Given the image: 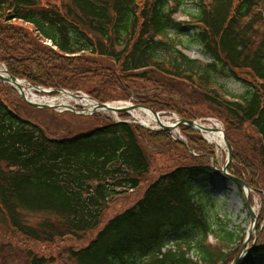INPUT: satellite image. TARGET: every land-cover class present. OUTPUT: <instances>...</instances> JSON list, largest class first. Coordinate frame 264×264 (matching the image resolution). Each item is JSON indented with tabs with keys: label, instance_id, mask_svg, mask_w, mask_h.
I'll return each instance as SVG.
<instances>
[{
	"label": "trees",
	"instance_id": "obj_1",
	"mask_svg": "<svg viewBox=\"0 0 264 264\" xmlns=\"http://www.w3.org/2000/svg\"><path fill=\"white\" fill-rule=\"evenodd\" d=\"M179 13L195 25L178 21ZM172 31L186 32L210 62L184 54ZM0 63L36 87L82 90L101 103L133 100L188 121L198 118L192 103L173 98L157 78L196 86L225 125L234 150L228 172L262 200L263 224L264 0H0ZM219 77L245 93L222 96ZM147 84L160 93L141 94ZM4 96L1 90L0 210L11 237L28 247L24 264H54L36 247L83 241L98 228L87 246L70 250L75 264H232L240 254L245 239L198 189L199 177L213 184L222 176L211 164L215 147L198 131L182 126L185 144L95 114L94 128L56 139ZM150 142L163 145L154 154H169L167 162L156 165ZM142 189L137 203L102 226L112 198ZM32 215L42 219L31 225ZM262 234L241 264H264ZM170 243L175 248L165 250Z\"/></svg>",
	"mask_w": 264,
	"mask_h": 264
},
{
	"label": "rangeland",
	"instance_id": "obj_2",
	"mask_svg": "<svg viewBox=\"0 0 264 264\" xmlns=\"http://www.w3.org/2000/svg\"><path fill=\"white\" fill-rule=\"evenodd\" d=\"M176 19L185 24L195 25L194 21L189 20L188 13H179ZM188 32H191V30L189 29ZM171 33L172 37H175L176 40L180 38L183 43V46H180L179 49H181L182 52L188 57L199 62L201 61L202 63L210 62V59L204 55L201 46L192 43L190 40L191 38L186 36V32L178 33L177 31H172ZM157 79L161 81V85L163 86V88H166L167 92H170L169 90L173 89V92H171L173 98H175L176 100L184 98L187 102L192 103L194 111L198 115V122H200L201 124H205L207 127L217 126L218 129H221L226 133L223 121L219 118H216V116L219 114L215 112L214 107H210L203 100H201V97L198 95L199 90L196 86H193L191 84L189 85L184 81L172 80L170 78L164 79L158 77ZM219 80V82L221 83V85H223L224 88L221 93L222 96H225L227 98H233V96H241L245 93L246 88L242 84L237 82L235 79L232 80L224 77H219ZM8 86L11 87L9 84ZM2 88L3 87L0 85V91L2 90L3 94L5 95L4 99H6L8 104L14 107V109L17 110L20 115L27 118L29 117L33 123H35L37 126H41L46 135L51 138H70L79 133H83L84 131H88L94 128L95 125H98V123H100L95 118H90L91 116H80L75 113H69L66 111L61 112V110H64L63 108H60L58 111H55L53 109H36L28 104H25L19 94L18 96L12 93L9 94L6 90ZM138 89L141 90V94L149 93L150 95H153L154 93H160V90L157 91L156 88L149 84L145 86V89H142L141 87H139ZM33 93H35L36 96L42 100H49L54 98L51 96H43L41 95L42 93H36L35 91H33ZM74 100L76 101L74 102ZM74 100L71 101V105L73 106L77 107L80 105L82 106V104H84L79 99ZM130 103H132L133 105L141 104L139 102L134 101ZM138 110L140 109H137L135 111ZM172 114L173 112H162L161 117L167 123L174 122V120L171 119V117H173ZM100 115L103 118L107 117L113 120L124 118L122 117V114L114 115L112 114V112L108 111H104L103 113H100ZM130 117L131 118L127 120L148 127L143 124V122L139 118H135L133 115H131ZM176 134L179 135L178 138L181 139L182 142H184L185 144L188 142L180 130L175 131V135ZM203 140L205 141V139ZM146 147L149 154H152L157 159L156 165L160 166L161 163L167 162L169 160V154L161 156L154 154L157 152L164 151L165 149H163V145H158L157 143L150 142L149 144L146 143ZM214 147L216 151V158L215 160H211V164L215 162L214 164H212V167H215V164L217 163L216 169L221 170L226 164L225 161L227 152L218 149L216 145H214ZM173 153H175L176 156L178 152ZM208 178V175H205L199 177V179L196 181L199 191L204 196H206L207 193L211 195V198L215 201L216 207L214 211L218 214L217 217L226 221L228 223L227 227H229V230L234 231L236 235L239 236V238L243 237L245 241L249 239L246 248L250 249L252 243H255L257 240H259V236L262 233V236L264 237V222L262 225L258 224L260 221V214L263 207L261 198L258 196L257 193L253 192L251 189L250 201H252L250 202V204H252L256 211V215L258 216L255 225L256 227L252 228L251 215L249 214L248 208H246L244 194H242V192L237 188L235 183H233L229 178H223L220 174H216V176L213 178L214 185L207 181ZM142 193L143 189L134 195L130 193L124 196L112 198L108 208L105 210L106 212L102 221V226H104L107 221L113 216L123 212L126 209H129L131 206L137 203L141 199ZM41 219L42 218L40 216L32 215L28 217V222L32 225L39 222ZM99 229L100 228H98L93 234L89 233L83 241L77 240L76 242H66V244L55 245L54 247L38 246L36 247V251L54 257V264H75L74 261L71 259V256H69L70 250H77L79 248L87 246L88 243L96 237V232H98ZM11 235L12 233L8 224V220L0 210V264H24L27 259L26 257L28 247L22 246L19 243L20 240L18 238L14 239V237H11ZM170 244L172 246L174 245L173 243ZM45 248L48 249L45 250Z\"/></svg>",
	"mask_w": 264,
	"mask_h": 264
},
{
	"label": "water",
	"instance_id": "obj_3",
	"mask_svg": "<svg viewBox=\"0 0 264 264\" xmlns=\"http://www.w3.org/2000/svg\"><path fill=\"white\" fill-rule=\"evenodd\" d=\"M0 80L3 83H7L9 84L14 90H16L18 92V94H20L21 98L26 102V104H29L32 107L35 108H41V109H46L49 110L54 109L56 111H58L60 107L53 105V104H47V103H36L34 102L31 98H29V96L27 94H25L24 92V88L26 89H32L36 92H42V93H59V95H67V96H71L72 98H76L79 100H83L86 99L90 102H92V106L87 108L85 107L83 104L82 106L80 105L79 107H75L73 105L71 106H65L64 107V111H69V112H73L76 113L80 116H90L93 115L97 112H104V111H109V112H113L114 114L117 113H128L130 114V111H135L137 109H141V110H146V111H150L158 120L160 119V113H157L153 110H151L149 107H145L142 104H137V105H133L130 104V106L126 107V108H115L113 109L110 105H112L111 103H100L96 100H94L93 98H91L90 96L86 95L85 93L81 92V93H74V92H68L64 89H59L57 90H52V89H42L41 87L37 86H33L31 83L27 82V81H23V80H19L16 77L14 78L11 73L8 71L7 67L5 66V64L0 63ZM180 120V119H179ZM142 125V124H140ZM188 126L189 128H193L194 130H197L198 132H200L202 134V136L204 137V134L206 132H214L215 131H221L223 133V140H225V150L226 153V164L224 165V167L220 170L222 175L225 176L226 178H229L232 182L235 183H240L242 190H243V194L245 197V204L247 205V208L249 210V214L251 215V226L252 228H255L256 226V221L258 216L256 215L255 209L252 206V204H250V191H251V187H249L248 184L244 183L241 179L234 177L233 175H231L228 172V168L229 166L232 164L233 162V153L234 150L232 149V146L229 142V140H227L226 138V134L223 130L218 129V128H208L204 125H201L200 123H198L197 121H187L184 119H181L178 123H174V124H166L162 121L158 122V126L159 129H155V128H151V127H145L144 125H142L143 127L147 128V129H151V130H163V131H167V132H172L174 130L179 129L181 126ZM250 236V234H249ZM249 239H247L244 244L241 247V252L240 254L237 256V258L235 259V261L232 264H241L242 261L244 260L243 258L247 255L249 248L247 247Z\"/></svg>",
	"mask_w": 264,
	"mask_h": 264
},
{
	"label": "bare ground",
	"instance_id": "obj_4",
	"mask_svg": "<svg viewBox=\"0 0 264 264\" xmlns=\"http://www.w3.org/2000/svg\"><path fill=\"white\" fill-rule=\"evenodd\" d=\"M24 92L25 94H27L29 96V98H31L34 102L36 103H47V104H53L56 105L58 107L61 106V108H64L65 106H71V101L74 100V98H72L71 96H67V95H62L59 98H54V99H49V100H42L39 99L35 93H33L32 89H25L24 88ZM85 105H87L88 107L92 106V102L83 99L82 101ZM113 109L115 108H126L128 106H130V103H117L115 102V104L110 105ZM132 115L135 118H139L143 124H145L146 126H158V122L159 121H163L162 118H160L159 120L148 110H138V111H131ZM217 127L214 126L212 127L213 129ZM205 138L206 140H208L210 143H212L213 145H216L218 149L221 150H225V140H223V133L221 131H215L214 132H206L205 133ZM256 212V211H255Z\"/></svg>",
	"mask_w": 264,
	"mask_h": 264
}]
</instances>
